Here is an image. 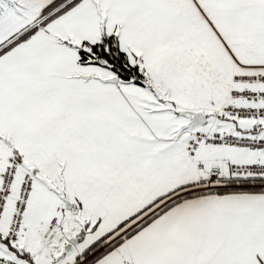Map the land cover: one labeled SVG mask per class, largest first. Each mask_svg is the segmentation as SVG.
Segmentation results:
<instances>
[{
  "label": "snow or ice",
  "instance_id": "6c2138e0",
  "mask_svg": "<svg viewBox=\"0 0 264 264\" xmlns=\"http://www.w3.org/2000/svg\"><path fill=\"white\" fill-rule=\"evenodd\" d=\"M0 264H264V0H0Z\"/></svg>",
  "mask_w": 264,
  "mask_h": 264
}]
</instances>
